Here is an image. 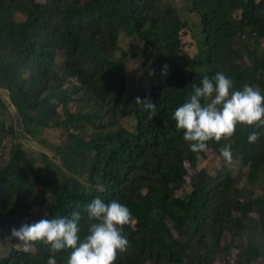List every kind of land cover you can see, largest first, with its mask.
Instances as JSON below:
<instances>
[{
	"label": "trees",
	"instance_id": "16d2710c",
	"mask_svg": "<svg viewBox=\"0 0 264 264\" xmlns=\"http://www.w3.org/2000/svg\"><path fill=\"white\" fill-rule=\"evenodd\" d=\"M185 1L199 17L194 55L183 48L189 22L171 0H0V91L8 98L0 94V232L115 199L134 221L115 264H264V193L248 189L264 174V136L250 144L257 129L237 126L230 140L209 142L221 158L230 144L239 164L212 177L196 171L207 151L192 153L172 119L193 85L217 72L237 90L248 83L264 94V0ZM122 34L154 50L150 90L126 95L116 58ZM137 97L156 105L153 119ZM128 116L130 129L121 123ZM47 129L65 138L49 144L53 157L39 155L40 167L18 138ZM49 255L40 243L12 247L0 264H47ZM69 255L56 254L57 264Z\"/></svg>",
	"mask_w": 264,
	"mask_h": 264
},
{
	"label": "clouds",
	"instance_id": "9594fccd",
	"mask_svg": "<svg viewBox=\"0 0 264 264\" xmlns=\"http://www.w3.org/2000/svg\"><path fill=\"white\" fill-rule=\"evenodd\" d=\"M165 69L167 66H164ZM135 106L157 114L150 99H135ZM183 140L192 153L208 151L209 142L219 144L230 140L237 126L252 127L248 142L255 144L264 136V94L258 87L245 83L236 89L233 80L223 72L204 77L200 86L193 85L192 94L172 117ZM226 166L233 164L230 144L219 149ZM87 224V234L81 238V222ZM130 209L118 200L105 203L100 198L83 206H76L69 215L45 218L33 224L11 229L6 240L17 241L16 246L25 252L37 243L49 248L47 264H57L56 254L70 250L67 264H115L118 254L129 249L125 226L133 223Z\"/></svg>",
	"mask_w": 264,
	"mask_h": 264
},
{
	"label": "rangeland",
	"instance_id": "374dc122",
	"mask_svg": "<svg viewBox=\"0 0 264 264\" xmlns=\"http://www.w3.org/2000/svg\"><path fill=\"white\" fill-rule=\"evenodd\" d=\"M44 1V0H40ZM171 5L177 8L180 11V14L184 19H187L189 22V31H186L182 35V41L184 43V51L190 55H194L197 52V45L195 36L198 35L199 30L191 26L198 25L199 17L197 14L190 12V4L186 3L185 0H171ZM188 30V29H187ZM183 31V32H184ZM264 43V40H263ZM154 50L145 42H142L138 38L128 37L126 35H121L119 40V50L116 53V58L119 60L126 69L127 74V92L135 91L138 89L150 90V88L155 84V74L154 67L152 66ZM174 57H178V61L183 62L180 57V53H175ZM0 94L8 100L7 95L0 91ZM10 110L13 116H15V109L10 106ZM72 110L76 108V104L71 105ZM125 127L132 128L134 125V120L128 116L125 117L121 122ZM16 129L17 121H15ZM18 133L20 134V129L18 128ZM63 131L58 129H47L38 139H30L28 137L20 136L18 141L22 144L23 148L30 152L36 159L37 165L42 167L43 163L39 155L47 154L49 157H53V152L49 148V144L58 145L64 141ZM10 146V142H8ZM8 146V147H9ZM225 166L224 160L216 155L214 151L208 150L206 156H200L197 162V172H202L207 176H218L223 171ZM227 168L231 169L237 173L239 169V164L234 162L231 166ZM194 172V171H193ZM39 191L42 190L41 187H38ZM190 188H186L185 191H189ZM248 189H251L254 196H258L264 193V174L261 179L254 185L248 186ZM180 191L179 195H182L183 192ZM50 205V202L47 203ZM42 218L43 213H40L39 210L36 211V215ZM2 233V234H1ZM9 230H4L0 232V256L6 255L12 247H17L15 240H6V237L10 235ZM228 239L230 237L228 236ZM20 248V247H19ZM235 255V250H232L231 256ZM233 260V257H230ZM215 264H224L222 259L219 257L216 258Z\"/></svg>",
	"mask_w": 264,
	"mask_h": 264
}]
</instances>
